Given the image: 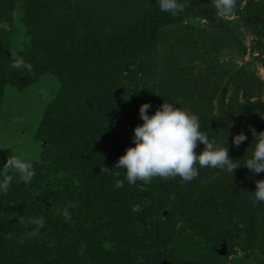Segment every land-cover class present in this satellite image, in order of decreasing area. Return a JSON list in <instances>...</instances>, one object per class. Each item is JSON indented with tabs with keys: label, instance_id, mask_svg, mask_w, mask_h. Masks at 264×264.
Here are the masks:
<instances>
[{
	"label": "rangeland",
	"instance_id": "obj_1",
	"mask_svg": "<svg viewBox=\"0 0 264 264\" xmlns=\"http://www.w3.org/2000/svg\"><path fill=\"white\" fill-rule=\"evenodd\" d=\"M182 3L184 11L164 20L143 49L108 42L98 62L77 51L57 67L29 54L39 40H47L52 61L73 44L147 31L156 0H0V162L11 154L46 167L62 158L70 163L36 171L28 185L17 176L0 194V250L9 246L12 260L165 264L169 255L171 264H264V203L251 202L264 173L203 168L190 182L155 177L114 187L124 178L115 164L133 146L144 102H151L150 114L165 101L190 109L211 141L223 146L228 139L230 157L241 164L255 144L251 129L264 131V0H236L230 16H220L212 0ZM17 58L31 68L11 67ZM246 94L249 104L241 106ZM241 131L248 139L236 148L232 138ZM86 179L91 209L77 199L89 190ZM210 193L216 196L207 203ZM218 205L225 211L214 218ZM41 217L44 227L33 235L36 225L28 221Z\"/></svg>",
	"mask_w": 264,
	"mask_h": 264
},
{
	"label": "clouds",
	"instance_id": "obj_2",
	"mask_svg": "<svg viewBox=\"0 0 264 264\" xmlns=\"http://www.w3.org/2000/svg\"><path fill=\"white\" fill-rule=\"evenodd\" d=\"M156 3L161 12L172 16L179 15L185 9L182 0H156ZM212 4L220 16H230L236 8V0H212ZM11 67L30 69L31 65L23 58H17ZM151 108L150 101L139 106L142 123L133 128V146L127 147L115 164L117 169L124 170V178L115 180V188H123L125 181L129 185L137 181L147 184L155 177L164 180L179 177L184 182H190L199 176V170L203 168L216 169L231 176L241 166L254 174L264 173V131L257 133L251 129L255 144L251 154L241 164L230 157L226 147L228 139L223 146L211 141L201 130L199 116L190 109L169 101L150 114ZM247 139L248 136L241 131L233 136L232 145L239 148ZM200 144L204 145L203 150L197 152ZM35 175L36 170L30 160L10 154L0 166V194L10 189L17 176L20 182L28 185ZM255 185L251 202L253 205L264 203V179L255 180ZM65 218L70 219L67 213ZM28 223L36 225L33 235L44 227L42 217L29 219ZM20 242L23 243L22 240Z\"/></svg>",
	"mask_w": 264,
	"mask_h": 264
},
{
	"label": "trees",
	"instance_id": "obj_3",
	"mask_svg": "<svg viewBox=\"0 0 264 264\" xmlns=\"http://www.w3.org/2000/svg\"><path fill=\"white\" fill-rule=\"evenodd\" d=\"M172 15L168 14V13H164V12H161L159 10H156L155 13L153 14V16L151 17L150 19V26L149 28L147 29V31H143V32H140V30H135L134 32H129L126 34V36H124L123 38L121 39H117V38H110L108 39V41L104 44L102 43H97V44H94L92 45L91 47H87L85 45H80V44H73L70 46L67 54H65L64 56L60 57V58H55L54 60H50L49 59V54H48V51H44V46L48 45L47 43V40H42L40 41L39 40V43H42V46L39 44L37 48H32L29 52V54L32 56H37L39 57L43 62H45L47 65L51 63L52 64H55L57 67L62 65L66 60L68 59H72L74 58V54L75 52L77 51H83V52H87L89 54H91L90 56V61H95V62H98L100 61V59L102 57H104V55L102 54L105 50H106V44H109L110 45H114L115 47L119 48L120 50L122 49H128V48H132L133 50H141L143 49V46L144 44L148 43L149 41H151V39L153 38V36L155 35L157 29L159 28V26L163 23L164 20H170L172 19L171 18ZM46 43V44H45ZM101 55H103L102 57H100ZM95 70H98V69H95ZM99 79V78H98ZM240 81L242 78H239ZM238 79V80H239ZM240 84H237V88L239 87ZM244 85V83L242 84ZM242 87V86H241ZM251 95L252 94H246L245 98H244V104H242L241 106H246L249 104V99L251 98ZM252 105V104H250ZM253 106V105H252ZM258 106V105H257ZM227 113V112H226ZM227 120V116H223V121H226ZM259 129V128H257ZM260 131H262L263 129H259ZM259 132V131H258ZM103 133V131H102ZM101 132H99L98 134L96 133V137H100L102 135ZM249 140H251V138H249ZM248 140V142H249ZM253 145H254V142H253ZM62 163L61 164H58V161L56 162H53L51 165H49L48 169H59V168H68L70 167V163L68 162L67 163V159H61L60 160ZM64 162H66L64 164ZM2 162H0V166H2ZM46 166H44L43 164H35L34 165V168L36 171H42V170H45L47 169ZM87 177V176H86ZM178 177L174 178L175 180L177 179ZM227 176H225L224 179H226ZM223 179V180H224ZM87 181V188L89 190H86V195H85V198L84 199H81V197H78L77 199H79L80 201L82 200V204L84 205L85 208L87 209H91V208H94L95 205L94 203L92 202V199H93V192L90 191V188L92 187L90 181L88 179H86ZM171 194H169L170 196ZM223 195V194H222ZM216 195H213L212 193L209 194V196H207V203H211L214 198H215ZM221 199H223L224 201L221 203V205H226L227 203V200L225 197H217L215 199V202L216 201H220ZM222 201V200H221ZM261 205V203L257 204V206ZM175 205L173 204V202H169L168 204V208L171 209V212L169 213V215L173 212V209H174ZM205 210L207 211V209L205 208ZM222 211H225L224 208H222V206L218 205V206H214L213 207V214H215L214 218L217 216H220ZM217 215V216H216ZM253 216V214H252ZM251 216V217H252ZM249 217L248 220L251 222V225H250V229L251 231L253 232V234H256V232L258 231V225L255 226V222L254 220ZM114 220H112V218L110 217V215H108V212H106V216H105V224L109 230V235H110V238L113 240V241H117V237H116V230H115V226H114ZM233 236L230 237V239L232 238ZM10 247L9 246H3V249L0 250V264H21L19 263L17 260H12L11 258V253H10ZM158 252H160V249L157 250ZM124 252H127L129 253L127 250H124ZM11 257V258H10ZM165 257V264H171L170 261V258H169V255L167 256H163ZM219 257V256H218ZM221 258V257H220ZM222 259V258H221Z\"/></svg>",
	"mask_w": 264,
	"mask_h": 264
},
{
	"label": "water",
	"instance_id": "obj_4",
	"mask_svg": "<svg viewBox=\"0 0 264 264\" xmlns=\"http://www.w3.org/2000/svg\"><path fill=\"white\" fill-rule=\"evenodd\" d=\"M220 254H223V253H220Z\"/></svg>",
	"mask_w": 264,
	"mask_h": 264
}]
</instances>
